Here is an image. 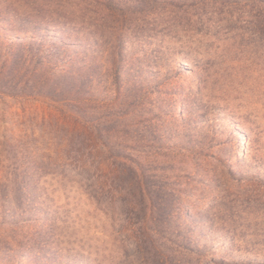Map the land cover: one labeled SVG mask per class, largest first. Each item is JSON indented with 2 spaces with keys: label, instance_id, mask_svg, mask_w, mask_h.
<instances>
[{
  "label": "rangeland",
  "instance_id": "1",
  "mask_svg": "<svg viewBox=\"0 0 264 264\" xmlns=\"http://www.w3.org/2000/svg\"><path fill=\"white\" fill-rule=\"evenodd\" d=\"M0 264H264V0H0Z\"/></svg>",
  "mask_w": 264,
  "mask_h": 264
}]
</instances>
